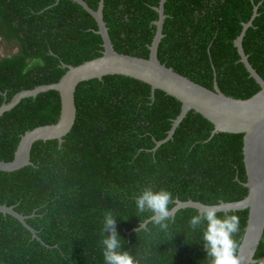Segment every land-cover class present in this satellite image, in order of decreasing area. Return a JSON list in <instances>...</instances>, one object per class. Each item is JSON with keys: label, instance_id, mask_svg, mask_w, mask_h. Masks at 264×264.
<instances>
[{"label": "trees", "instance_id": "16d2710c", "mask_svg": "<svg viewBox=\"0 0 264 264\" xmlns=\"http://www.w3.org/2000/svg\"><path fill=\"white\" fill-rule=\"evenodd\" d=\"M97 10L100 0H84ZM161 0H104V21L115 50L148 59L156 34L154 22ZM0 0V40L18 47L0 57V107L15 95L58 83L65 65L79 66L101 57L103 40L95 19L70 0ZM260 5L243 47L249 62L264 79V0H167L158 59L191 81L220 90L228 97L249 99L261 88L250 78L234 42ZM124 76L81 83L75 93L77 117L72 131L58 141L37 142L32 166L0 171V205L34 217L27 224L0 214V264H106V217L115 221L119 252L138 264H206L203 225L190 220L200 214L184 209L174 217L148 223L155 213L140 211L137 199L145 190L170 194L208 206L243 200L248 190L243 135L216 134L214 125L190 111L174 137L156 152L181 112V103L164 92ZM61 113L58 92L27 98L0 118V161L11 162L28 131L56 124ZM236 215L239 247L248 211ZM132 232V233H131ZM44 243V244H43ZM264 264V238L255 256Z\"/></svg>", "mask_w": 264, "mask_h": 264}, {"label": "water", "instance_id": "95a60500", "mask_svg": "<svg viewBox=\"0 0 264 264\" xmlns=\"http://www.w3.org/2000/svg\"><path fill=\"white\" fill-rule=\"evenodd\" d=\"M60 0H57L56 5ZM80 5L96 21L98 30L96 33L103 40V52L101 57L87 61L79 66L65 65V75L56 84L42 85L33 90H25L7 102V95L2 94L5 102L0 107V118L13 110L20 102L27 98H37L38 95L50 91H56L61 98V113L56 124L39 126L26 132L19 142L14 159L11 162L0 161L1 172H15L28 166H32L31 151L35 143L58 141L61 146L64 138L72 131L77 117L75 93L77 87L91 80H102L107 76H124L145 83L151 87V98L155 99V92L161 91L178 100L182 107L179 116L173 121L171 130L162 141H155L156 146L152 150L156 152L163 144L173 139L176 130L187 117L190 111L200 114L214 125L211 140L216 134H240L243 135L244 166L247 176L243 186L248 190L247 196L237 202L208 206L200 202L189 200L175 201V207L168 211V216L174 217L178 211L194 209L202 214L207 208H215L217 214L248 211V221L244 237L239 247V255L244 258V264H258L255 256L264 238V79L257 73L246 55L243 40L253 21L258 16L260 5H255L253 15L248 23L243 24L241 34L234 42L240 63H242L250 78L260 86L261 90L249 99H235L226 96L219 88L217 74L214 70V89L203 87L187 77H184L172 68L163 65L158 59L159 45L164 38L163 29L166 20L165 3L160 1V7L154 8L159 14V19L154 22L156 34L152 45L149 47L148 59L137 58L118 53L111 41L109 29L104 21V0H100L97 10L92 9L84 0H70ZM0 214L9 215L17 219L34 239L41 242L35 230L27 224V220L34 217L24 216L15 210V206L0 205ZM159 214L144 222L136 232L146 229L148 223L157 219ZM131 232V233H132ZM44 244V243H43Z\"/></svg>", "mask_w": 264, "mask_h": 264}, {"label": "clouds", "instance_id": "9594fccd", "mask_svg": "<svg viewBox=\"0 0 264 264\" xmlns=\"http://www.w3.org/2000/svg\"><path fill=\"white\" fill-rule=\"evenodd\" d=\"M170 194L166 191L153 192L145 190L137 199L140 211L145 209L158 213L157 222L168 216ZM193 229L203 225L202 239L207 254L206 264H244V258L239 255V241L235 234L240 231L239 219L236 215L221 218L215 208H207L202 214L193 216L190 220ZM115 221L106 217L105 229L111 231V236L104 240L106 264H138L127 252H119L120 240L115 231Z\"/></svg>", "mask_w": 264, "mask_h": 264}, {"label": "rangeland", "instance_id": "374dc122", "mask_svg": "<svg viewBox=\"0 0 264 264\" xmlns=\"http://www.w3.org/2000/svg\"><path fill=\"white\" fill-rule=\"evenodd\" d=\"M19 52L18 47L13 45H8L4 43L3 41H0V57H10Z\"/></svg>", "mask_w": 264, "mask_h": 264}, {"label": "flooded vegetation", "instance_id": "af4514ba", "mask_svg": "<svg viewBox=\"0 0 264 264\" xmlns=\"http://www.w3.org/2000/svg\"><path fill=\"white\" fill-rule=\"evenodd\" d=\"M0 41H2V40H0Z\"/></svg>", "mask_w": 264, "mask_h": 264}]
</instances>
